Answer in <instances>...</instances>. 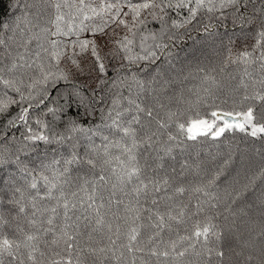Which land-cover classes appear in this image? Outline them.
Masks as SVG:
<instances>
[{
    "label": "trees",
    "instance_id": "trees-1",
    "mask_svg": "<svg viewBox=\"0 0 264 264\" xmlns=\"http://www.w3.org/2000/svg\"><path fill=\"white\" fill-rule=\"evenodd\" d=\"M56 2L58 0H0V38L7 43V48L0 46V68L5 69L0 74L5 79L22 80L23 83L17 86L25 97L21 100L20 93L0 83V101L7 97L17 101L0 114V215L8 221L0 229V234L18 239L17 224L25 231L33 230L23 215L17 216V208L10 203L15 188L24 187L27 178L21 169L25 166L33 169L41 162L49 163L53 159L68 157L73 150L83 156L90 144L101 143L100 136L94 135V131L108 134L104 125L109 122L108 111L113 108V101H117L120 109H123L128 107V99H136L143 107L151 108L156 119L167 121L170 125L168 130L178 136L177 141H167L166 135L161 137V141L172 147L175 160L165 156L164 170H158V174L167 172L172 177L173 187L189 183L202 185L215 195L216 199L212 200L200 193H186L178 200L188 204L190 211H194V205L199 200L209 215L219 213L214 223L223 233L219 247L225 253L222 260L214 254L209 258L191 252L180 258L169 257L165 260L161 257L159 261L147 251L137 253V257L143 256L148 264H264V134L252 137L236 130L226 131L217 138L209 134L189 140L176 128L177 123L210 118L211 111L240 112L249 106L255 109L257 122H264V102L244 99L256 91L264 93V88L256 83L264 75L259 64L249 67V77L244 74L243 65L227 60L230 54L235 58L255 44L256 33L264 21V0H237L232 5H227L226 0H212V11H208L205 0V5L197 10L194 19L190 17L188 8L168 7L169 3L175 5L177 0H154L160 7L141 9L135 27L130 5L151 0H86L97 11L106 4H119L120 14L116 16L115 10H112L108 15L102 13L95 16L85 21L88 28L76 35L41 34L39 43L45 48L51 50V40L66 48L67 54L61 58L59 69L67 73L68 78L55 82L49 80L47 84L39 83L30 88L33 80L40 78L35 65L32 69L11 74L7 72V67L17 51L24 52L19 43L25 36L40 34V30L46 27L55 31L49 21L55 17L53 5ZM222 3L226 4L223 8L220 7ZM189 7H195L194 0ZM113 18L116 21L124 20L128 27L113 22ZM25 20L32 22L28 25L31 32L25 31ZM105 20L108 25L104 33L93 34L92 29L102 25ZM129 28H132V32ZM125 36L134 41L130 45L131 52H126L117 43ZM83 40L95 41L101 61H96L91 55V45L80 53L77 44L75 59L79 67L71 63L68 55L73 51L72 42ZM37 52L45 64L55 63L54 60L49 61L48 54L38 47L35 40L28 47L26 59L29 62L36 60ZM151 53H155V56H151ZM128 55L149 58L129 62ZM100 62L105 66L103 72L98 67ZM133 77L143 82L142 88ZM77 92L84 98L83 103H80V96H76ZM22 108H28L27 123L19 119ZM50 108L57 111L49 112ZM171 113L175 115L169 121L168 115ZM141 117L147 122L148 118L143 113ZM124 118L128 119L129 116L125 114ZM37 120L47 124V128L38 125ZM73 125L92 131L71 132ZM150 127L155 130V120ZM29 128L32 133H44L53 142L26 139L32 134ZM68 136L72 139H67ZM61 137L65 139L61 141ZM185 161L187 167L181 168ZM172 167L176 168L175 173L171 172ZM76 171L84 174L82 169ZM74 188L75 185L68 191ZM205 201L218 207L209 209ZM28 214L31 215L30 206ZM185 228L190 230V225L174 223L171 230L162 232L157 238V243L163 241L159 243L160 248L166 247L170 241H178L179 236L186 234ZM148 235L149 230L145 229L141 243L146 241ZM51 240L52 235L48 234L40 243V250L45 252V257L37 253L41 264H46L53 251L62 250V245L58 248L50 243ZM92 243L93 246H104L107 239L103 234H94ZM120 243H126V237L122 236L118 245ZM186 244L178 245L177 251ZM211 246H217L215 239ZM18 254L24 264H31L26 249H21ZM0 259L5 264H19L6 253ZM91 260L89 257V264ZM104 264H115V261L109 256ZM137 264H140L139 259Z\"/></svg>",
    "mask_w": 264,
    "mask_h": 264
},
{
    "label": "snow or ice",
    "instance_id": "snow-or-ice-1",
    "mask_svg": "<svg viewBox=\"0 0 264 264\" xmlns=\"http://www.w3.org/2000/svg\"><path fill=\"white\" fill-rule=\"evenodd\" d=\"M193 0H177L175 5L169 3L168 7L188 8L190 17L195 18L199 8L205 5V0H194L195 7H189ZM208 11H212V0H207ZM237 0H226L227 5L236 4ZM220 5L221 8L226 6ZM55 17L49 23L55 27L42 28L40 34L33 33L25 36L19 43V47L24 52L17 51L12 57L11 64L7 67L8 73H16L18 70L32 69L35 65L39 70V79H34L29 87L36 84H47L49 80L55 82L68 76L63 70L59 69L61 58L67 54L66 48H61L55 40L49 41L51 50L45 48L39 43L41 34H51L52 36H72L85 31L88 25L85 21L91 20L95 16L108 15L115 10L116 16H119L121 7L119 4H106L101 6L100 10L91 7L86 0H58L53 5ZM133 17V27L137 23L136 18L140 16L141 9L160 7L154 0L137 5H130ZM62 9H67L63 11ZM74 9V11H73ZM91 13V15H89ZM113 22L128 27L124 20ZM143 23V21H138ZM190 22V20L188 21ZM25 31L31 32L28 27L32 22L25 20ZM175 23V22H174ZM108 25L105 20L102 25L92 29L93 34L104 33V28ZM19 27V25H17ZM132 32V28H129ZM135 33H133L134 35ZM46 38V36H45ZM37 42L38 47L48 54L49 61L55 63L45 64L41 60L40 53H35L36 60L29 62L26 59V53L29 45L33 41ZM119 46L126 52H131L130 45L134 43L128 36L123 37L122 41H117ZM79 45L80 53L88 50L91 45V55L96 61H101L96 43L94 40H83L72 42V53L68 59L73 65L79 67L75 56V49ZM0 46L7 48V43L0 38ZM143 38L141 47L143 48ZM11 55V54H9ZM155 56V53H151ZM148 56L128 55L129 62L148 59ZM227 60L231 63L244 66V74L251 77L248 71L249 67L259 64L261 73H264V21L261 22L260 29L256 33L255 44L250 50H243L235 58L230 54ZM37 61H40L37 63ZM101 72L105 66L102 62L98 64ZM56 69L53 71V69ZM5 71L0 68V73ZM133 80L142 88L143 82L133 77ZM0 83L6 88L20 93V99L25 97L21 88L17 84H22V80L5 79L0 74ZM243 83V82H242ZM261 88H264V75L256 81ZM247 88V85H243ZM80 96V93H76ZM83 97L80 96V103H83ZM245 100L253 99L264 102V93L256 91L251 97L245 96ZM17 101L11 97L0 101V114L16 104ZM128 107L120 109L119 103L113 101V108L108 111V123L104 128L108 130L105 135L102 132L94 131V135H99L101 143H94L88 146L83 156L73 150L68 157L62 159H53L49 163L41 162L36 168L29 169L25 166L21 171L27 177L24 187H16L14 198L10 201L17 208V216L23 215L27 224L31 226L32 231H25L23 227L17 224L16 231L19 233L18 239H10L0 234V257L5 253L13 257L19 264H24L18 254L21 249L27 250V259L31 264H41L37 259V253L40 257H45V252L40 250V243L43 237L51 234L50 243L60 247L61 251H53L48 257L46 264H89V257L92 258L91 264H104V261L111 256L115 264H148L143 256L137 257V253H147L155 257L157 261L161 257L180 258L191 252L197 256L207 255L209 258L214 254L221 260L225 256L223 250L219 247L223 233L214 223L216 215H209L204 204L197 200L194 205V211L189 210V205L185 204L178 197H183L186 193H200L210 199H216L214 194L206 190L207 186L193 185L189 183L177 184L173 187L172 177L165 172L159 175L158 170H164L165 156L175 160L172 155V147L167 142L161 141V137L167 136V141H177L178 136L169 131V123L164 120L156 119L153 116L151 108H145L138 103L136 99L127 100ZM163 107V105H160ZM57 109L50 108L49 112L55 113ZM255 109L251 106L245 111H211L210 118H197L187 123H177V132L183 134L189 140H195L198 136L209 135L213 138L222 136L226 131H240L247 133L252 137L264 134V122H257ZM28 108H22L19 119L27 123ZM141 113L148 118L147 122L142 120ZM125 114L129 116L125 119ZM174 113L168 115L170 121ZM264 119V116H262ZM155 120V130L150 125ZM10 123H13L10 121ZM36 123L43 128L47 124L37 120ZM28 131L32 133V129ZM71 132H87L90 129H83L73 125ZM26 139L31 141H43L52 143L49 136L44 133H32ZM61 137L60 140H64ZM71 140L72 137L68 136ZM91 140V137H89ZM75 148V146H73ZM163 153V155H161ZM19 162V158H17ZM185 161L181 168H186ZM77 169L83 170V175ZM76 171V175L73 173ZM171 172L175 173L176 168L172 167ZM184 175L183 172L180 173ZM210 181L209 183H213ZM75 185L74 190L68 191ZM108 195L105 196L104 193ZM117 193L120 195L118 196ZM15 194H18L16 196ZM50 202V203H44ZM209 209H215L217 204H211L208 201ZM29 206L31 215L28 214ZM8 221L0 215V229ZM190 225L185 228V235L179 236L178 241H170L164 248H160L157 238L165 230H171L173 224ZM147 229L149 235L146 241L141 243L142 232ZM94 234H103L107 239L104 246H93ZM126 237V243H120L121 237ZM217 242L216 247H212V241ZM82 241V243H81ZM187 242L182 250L177 251L178 245ZM0 264H5L0 259Z\"/></svg>",
    "mask_w": 264,
    "mask_h": 264
}]
</instances>
